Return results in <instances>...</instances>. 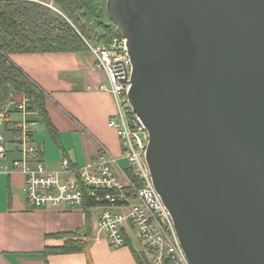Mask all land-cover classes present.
I'll list each match as a JSON object with an SVG mask.
<instances>
[{
	"label": "water",
	"instance_id": "1",
	"mask_svg": "<svg viewBox=\"0 0 264 264\" xmlns=\"http://www.w3.org/2000/svg\"><path fill=\"white\" fill-rule=\"evenodd\" d=\"M107 11L190 264H264V0H108Z\"/></svg>",
	"mask_w": 264,
	"mask_h": 264
},
{
	"label": "crops",
	"instance_id": "2",
	"mask_svg": "<svg viewBox=\"0 0 264 264\" xmlns=\"http://www.w3.org/2000/svg\"><path fill=\"white\" fill-rule=\"evenodd\" d=\"M12 61L23 70L46 93L47 112L58 129L62 147L53 139L45 123L34 128V144L41 148V159L50 170H59L63 158L73 166L92 162L103 148L120 161V140L114 129L108 126L117 113L114 95L100 86H109L108 75L96 67V58L91 52L84 53H37L13 54ZM23 96L17 95L16 100ZM14 120L34 118L31 114L15 113ZM7 123V128L10 126ZM9 140L13 132L7 131ZM8 147L13 148L9 143ZM13 157H18L13 152ZM90 208L92 230L87 227L85 209H59L36 207L29 203L25 191V177L21 172L0 173V264H139L135 252H146L145 246L138 248L132 235L120 248L110 245L106 232L98 230L101 213L95 216ZM77 233L88 243L85 252L51 254L47 258V247L63 245L66 237L60 233Z\"/></svg>",
	"mask_w": 264,
	"mask_h": 264
},
{
	"label": "built area",
	"instance_id": "3",
	"mask_svg": "<svg viewBox=\"0 0 264 264\" xmlns=\"http://www.w3.org/2000/svg\"><path fill=\"white\" fill-rule=\"evenodd\" d=\"M47 4L53 7L52 2ZM88 45L96 67L108 75L109 86L102 84L100 89L111 92L117 103V113L108 126L115 130L122 158L129 166L122 168L118 158L103 148L85 165L73 166L65 157L59 170L48 169L41 159V148L33 141L40 112L24 96L0 107V173L21 172L27 199L36 207L83 209L87 190L88 198L101 209L98 230L107 233L111 246H124L134 229L148 249L150 264H190L174 219L154 186L147 162L149 132L129 100L130 84L122 82L129 81L132 74L127 40L121 35L109 44ZM18 112L34 118L12 119ZM7 123L11 124L8 128ZM8 130L13 132L11 140ZM13 152L18 157H13Z\"/></svg>",
	"mask_w": 264,
	"mask_h": 264
},
{
	"label": "trees",
	"instance_id": "4",
	"mask_svg": "<svg viewBox=\"0 0 264 264\" xmlns=\"http://www.w3.org/2000/svg\"><path fill=\"white\" fill-rule=\"evenodd\" d=\"M108 0H0V107L17 95L25 96L38 109L54 141L62 147L58 129L47 112V95L11 59L13 54L91 52L88 42L111 43L121 36L119 27L107 11ZM52 2L53 7L47 3ZM84 206L88 230H92L88 198ZM66 237L63 245L47 247L44 255L85 252L88 243L76 232L55 234ZM139 264H150L146 252H135ZM89 264H93L89 258Z\"/></svg>",
	"mask_w": 264,
	"mask_h": 264
},
{
	"label": "rangeland",
	"instance_id": "5",
	"mask_svg": "<svg viewBox=\"0 0 264 264\" xmlns=\"http://www.w3.org/2000/svg\"><path fill=\"white\" fill-rule=\"evenodd\" d=\"M48 1V0H47ZM20 115L14 114V117H19ZM39 124V123H38ZM36 125L37 126V130H43V126L42 125ZM119 163L121 164L122 168H126V166L128 165V161L125 158H121V160L119 161ZM96 208V207H95ZM100 212V209H97L94 211L95 216L98 215V213ZM132 238L134 239V243L136 246H138V248H142L143 245L138 238L136 237V230L132 229ZM130 239V237H127V241ZM142 245V246H141ZM146 247V246H145Z\"/></svg>",
	"mask_w": 264,
	"mask_h": 264
}]
</instances>
